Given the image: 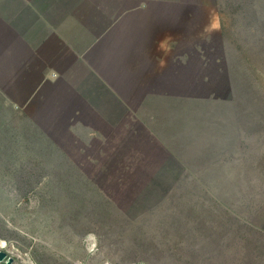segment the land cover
Masks as SVG:
<instances>
[{
  "label": "crops",
  "instance_id": "0c3cea01",
  "mask_svg": "<svg viewBox=\"0 0 264 264\" xmlns=\"http://www.w3.org/2000/svg\"><path fill=\"white\" fill-rule=\"evenodd\" d=\"M215 4L0 0V148L23 150L28 164L56 165L71 180L85 165L120 166L122 150L136 159L143 149L132 174L164 160L194 175L177 150L202 138L226 150L225 137L240 130L233 98L202 88L226 74V62L211 56L224 39ZM233 164L199 166L211 175Z\"/></svg>",
  "mask_w": 264,
  "mask_h": 264
},
{
  "label": "rangeland",
  "instance_id": "374dc122",
  "mask_svg": "<svg viewBox=\"0 0 264 264\" xmlns=\"http://www.w3.org/2000/svg\"><path fill=\"white\" fill-rule=\"evenodd\" d=\"M211 1L216 3L213 12L220 15L221 22L235 25L245 38L249 36L245 25L253 19L246 1ZM217 43L211 56L219 60L217 65L225 61L228 67L232 66L234 73L224 74L217 83L202 88L215 96L233 98L230 103L235 116L230 122L233 129L238 124L240 130L225 137L224 145L233 143L226 150L210 148L216 143L203 138L199 147L190 152L177 150V155H185L186 164H193L194 175L177 174L164 166V160L132 174L141 160L139 153L146 150L143 149L138 150L136 159H132L133 150H122L120 166L85 165L84 173L71 180V175L56 165L28 164L23 150L0 148V241L5 242V248L13 246L20 256L18 264H146L141 257L132 258V240L153 249L154 236L158 242L164 241L169 235L167 227L183 233L186 218L199 221L198 212L206 209L211 222H216L202 240L215 252L212 264H264V77L249 80L242 49L227 37ZM260 47L264 49V44ZM256 56L255 60L260 61V55ZM230 82L235 83L232 93ZM205 123L202 119V125ZM230 138L232 143L228 142ZM215 160L234 164L211 175L200 169V163ZM135 176L136 179L128 180ZM175 176L189 179L185 184L179 182L173 196L165 194L167 181L160 180ZM209 176L218 179L200 182L209 191L204 195L207 199L200 200L198 193L204 194L203 188L193 178ZM158 190L163 193L156 195ZM109 196L114 197V203ZM122 210L133 213L123 220L117 213ZM105 213L110 216L105 217ZM136 221L144 225L143 229L134 231ZM218 240L223 243L220 247ZM177 256L167 255L163 264L178 260Z\"/></svg>",
  "mask_w": 264,
  "mask_h": 264
},
{
  "label": "trees",
  "instance_id": "16d2710c",
  "mask_svg": "<svg viewBox=\"0 0 264 264\" xmlns=\"http://www.w3.org/2000/svg\"><path fill=\"white\" fill-rule=\"evenodd\" d=\"M245 1L247 2V5L245 6L247 7L248 14H251V19H253V21H250L249 24L245 25V28L247 27L246 32L249 36H246L245 38V35L242 36L241 32L235 25H232V27H230V25L228 24L225 25L223 21L221 22V34L223 37H227V39L229 38L231 43H233L236 48L239 47L242 49V52L245 55L244 61L247 64L246 68L248 70V79L250 80V78H253L259 81L264 77V49L260 47V45L264 44V0H244V4ZM227 17H231V14H228ZM257 47L261 48V50H257ZM235 51L237 50H234V52ZM256 55H260L259 58L261 62L255 60V57H257ZM226 66L227 67L225 69H220V71L225 72L227 75L233 76V67L230 65L228 67L227 64ZM234 84V82L229 83L231 93L235 87ZM180 177L181 176H178V178L175 179L173 178L160 180L167 181L163 192H165V194L173 196L174 190L178 189L179 187V182L183 181L185 184L188 181L187 178ZM204 180L205 179L195 180V182L198 184L197 186L203 188L204 194L198 193V199L200 200L203 198L207 199V196L204 195L209 194V191L205 189V186L200 183ZM160 191L161 190H158L156 192V195L163 193ZM112 200H114V197L109 196V201L113 202ZM117 204L120 206L119 200ZM120 212H122L123 214ZM126 212L123 210L117 211V213L123 218V220L124 218L126 220V217H129V215L131 216L133 213ZM208 212V209H206V211L204 212H198L200 213L199 221L197 219L190 220L189 218H186L185 223L183 224L184 226L182 225L183 230L181 231L183 233L177 232L175 229L167 227V235H169L166 236V239H164V241L161 239L158 242L155 236L153 237V244L155 243V247L153 249L145 248L142 244H138L135 242V240H132L130 246L132 251L131 255L133 257H131L135 259L136 257H141L143 259L142 261L146 264H163L167 255L172 254L173 256H176V254H178V260H171L170 264H212V262L216 258L215 252L212 250V246L209 243H205L202 241L204 237H207L208 231L210 230L209 227H212L214 224H216V222H211ZM113 214L116 216L115 213ZM143 215L144 214H142L141 217ZM104 216L109 217L110 214L105 213ZM129 220L131 221L132 219L129 218ZM133 224L138 225L134 228V231L143 229L144 225L142 223L138 224V222L136 221L135 223L133 222ZM222 244L223 243H220V240H218L217 247H220V245ZM183 255H185V257Z\"/></svg>",
  "mask_w": 264,
  "mask_h": 264
},
{
  "label": "water",
  "instance_id": "95a60500",
  "mask_svg": "<svg viewBox=\"0 0 264 264\" xmlns=\"http://www.w3.org/2000/svg\"><path fill=\"white\" fill-rule=\"evenodd\" d=\"M20 256L17 255L13 246L5 248V246L0 245V264H18ZM19 264H25L24 261H21Z\"/></svg>",
  "mask_w": 264,
  "mask_h": 264
},
{
  "label": "bare ground",
  "instance_id": "6f19581e",
  "mask_svg": "<svg viewBox=\"0 0 264 264\" xmlns=\"http://www.w3.org/2000/svg\"><path fill=\"white\" fill-rule=\"evenodd\" d=\"M0 245H1V246H4V245H6V244H5L4 241H0Z\"/></svg>",
  "mask_w": 264,
  "mask_h": 264
}]
</instances>
